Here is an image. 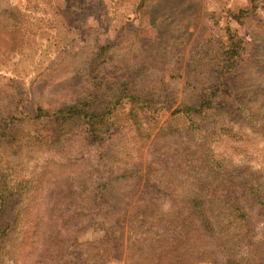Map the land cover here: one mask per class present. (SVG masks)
Here are the masks:
<instances>
[{"label":"rangeland","instance_id":"rangeland-1","mask_svg":"<svg viewBox=\"0 0 264 264\" xmlns=\"http://www.w3.org/2000/svg\"><path fill=\"white\" fill-rule=\"evenodd\" d=\"M213 87L209 110L179 112ZM115 95L142 103L113 109ZM88 97V114L107 112L101 135L44 116ZM17 184L0 264L39 261L14 250L33 225L82 264H189L202 247L198 264H227L190 218L195 199L216 218L238 201L249 234L229 248L264 264V0H0V187Z\"/></svg>","mask_w":264,"mask_h":264},{"label":"trees","instance_id":"trees-1","mask_svg":"<svg viewBox=\"0 0 264 264\" xmlns=\"http://www.w3.org/2000/svg\"><path fill=\"white\" fill-rule=\"evenodd\" d=\"M240 14H244V12H241ZM240 17V16H239ZM238 17H236V20ZM100 53L97 54V61H102V63L105 62V60L109 61V58L107 57V47H102L99 49ZM235 50L234 46H231L230 49H226L222 52L220 55L221 57H226L224 59V70H230L233 66V63H231L228 67L226 66L228 64V60L232 58L235 54H233V51ZM216 53V52H214ZM105 54V55H104ZM212 52H208L206 55L207 58L212 60V57L215 56ZM104 55V56H103ZM106 58V59H105ZM216 57L213 58V61ZM212 62V61H211ZM214 66L216 69H218L217 65ZM213 67V68H215ZM122 88H126V85H122ZM211 94L207 98L204 96H200L199 100L192 106L190 105H181L179 112L186 115L196 116L200 115L203 111L209 110L212 107L213 101H209V99H213L217 96L218 90L214 87L210 89ZM109 93V92H108ZM93 100H96L92 98ZM91 97H88V99H80L76 100L72 104H68L64 106L63 108H60L58 110H55L51 115L49 113H46V117L52 119V121L56 125V129H64L66 126L75 124V123H82V126H84L86 129H84L87 134L88 133H97L99 135L103 134V130L110 125L108 119H107V112H87L86 109L89 107H92L93 100ZM126 100L129 101L132 106L138 105L141 102V99L139 97H130V96H116L113 98V109H116L117 107H121L124 105V102ZM91 102V103H89ZM147 101H145L146 104ZM148 107V105H146ZM143 107V106H142ZM133 111V110H132ZM39 112V108H38ZM108 113L111 114L110 111ZM45 114V113H44ZM131 116V117H130ZM128 117L134 120V124H137V115L135 113L128 114ZM137 132L138 129H136ZM0 215L4 211L5 205L8 203V198L17 194H26V188L24 186H20L17 184V187H15L13 190H15V193H7V191L3 190L0 187ZM250 197L255 198V206L258 203V195H255L254 193H251L249 195ZM242 199V198H240ZM191 204H193V209L189 211V215L191 219H195L196 223L200 224V227L198 229L200 231V228L203 231L204 235H209L213 237L214 243L219 246V248L227 253V264H238V255L235 251H233L231 248H229L230 245H236V241L244 239L249 234L248 229V219L249 214L246 212V210H243L239 204L238 201H235V203L226 210H223L219 213L218 217L216 218V213H211V210H208L204 206V202L201 200H191L189 201ZM19 220H15L10 222L7 226L0 229V245L3 242L2 239L8 234L13 233L12 228L18 227ZM50 226L41 227L39 229V226L33 225L31 228L35 229V233L37 238L32 237L31 228L29 232L24 231L21 236L25 239V244L20 240L17 242L16 247H14L15 252L18 251L19 248L22 246L27 247L28 250H32V255L36 257L39 261H37L36 264H43L42 259L45 258L48 260L47 264H82L79 260H81L82 255L76 254L74 257V261H69L68 254L66 253V248H68L64 242L63 239H58L57 235L55 234V231H49ZM23 229V228H22ZM24 230V229H23ZM217 233H221L222 235L217 236ZM26 234L29 236L27 237ZM45 236L47 235L48 238H38V235ZM74 243L71 242L69 244V247H73L72 245ZM76 247V246H75ZM62 253H65L62 255ZM210 253L206 249V247H202L199 249L193 257H190L189 264L195 263H205V261L210 262ZM252 259H250L248 264H255L258 261L261 260H255L254 258H257L253 255H251ZM93 260V259H92ZM83 264H92L91 260H86V263Z\"/></svg>","mask_w":264,"mask_h":264}]
</instances>
